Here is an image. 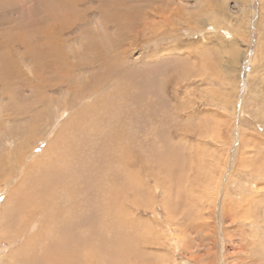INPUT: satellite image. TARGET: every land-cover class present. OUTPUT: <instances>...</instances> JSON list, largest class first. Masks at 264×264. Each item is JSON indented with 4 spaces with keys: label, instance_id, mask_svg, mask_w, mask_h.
<instances>
[{
    "label": "rangeland",
    "instance_id": "374dc122",
    "mask_svg": "<svg viewBox=\"0 0 264 264\" xmlns=\"http://www.w3.org/2000/svg\"><path fill=\"white\" fill-rule=\"evenodd\" d=\"M56 1L0 0V39H8L19 63L13 72L19 79L6 90L11 96L0 89V264H10V251L34 232L21 237L18 218L3 223L34 160L44 162L46 149L69 147L59 156L84 178L73 204L95 211L108 201L111 178L125 184L117 175L124 170L111 165L122 146L142 164L133 180H146L142 190L124 195L141 236L140 264H264V0L133 2L135 21L127 22L111 20V10L102 16L98 0H74L63 10ZM50 10L64 27L54 40L65 60L55 72L39 71L45 82L63 74L59 80L72 81L54 91L29 71L20 42L36 47L27 28L41 31L47 24L40 18ZM41 97L49 110L33 118L30 109L42 106ZM110 149L112 157L103 154ZM58 191L56 206H69L70 196ZM8 233L17 237L12 245L2 238ZM96 236L106 240L104 232Z\"/></svg>",
    "mask_w": 264,
    "mask_h": 264
},
{
    "label": "bare ground",
    "instance_id": "6f19581e",
    "mask_svg": "<svg viewBox=\"0 0 264 264\" xmlns=\"http://www.w3.org/2000/svg\"><path fill=\"white\" fill-rule=\"evenodd\" d=\"M141 1H143V3L146 2L148 5H151L154 3L157 4L155 2L156 0H98L99 6L103 9L102 16L105 15V13H106L104 10H111V12H112V14L110 16L111 20H114V21H117L118 19L119 20H125L124 22H127L129 18H131L133 21H135L134 20V12H132L133 9H131L130 7H132L133 2H136L135 4H138ZM29 4H31V3H29ZM34 4L35 3H33V5ZM55 4L57 6H59V7H56L57 9L63 10V9H65V7L72 8V5H75L76 2L74 0H57ZM44 7H48V5L47 6L45 5ZM30 8H32V6ZM50 11H51V13L45 14L41 18L38 17L42 20L44 17H46L43 22H45V24H47V25L44 27V25L42 24L43 29H40L41 31H39V30L33 31V28L30 26H29V28H27L31 32L29 35L33 36V38L36 40V45H35L36 47L32 46L28 40L21 39L20 42L23 45V47L25 48V50L23 52H24V56H25L26 60H28L26 62L27 63L29 62L32 64V66H29V68H30L29 71L32 73V75L35 74V71H36L37 72L36 74H38L39 77H41V79H39V81L41 82L40 84L42 85V87L47 88V91H54V90L59 89L61 87L60 83H62V85L65 86L66 88H70L72 81L70 80V78H69V80H59V79H63L62 76L65 75V74H63L62 76L59 75L61 78H58L55 76L58 80L57 81L54 80L53 81L54 83H50L51 81L45 82V80L48 78H46L45 76L43 77L42 76L43 73H41L39 71L41 69H48L50 71L51 69H56L57 66L60 69L59 66L61 64H63L61 62V60H65L64 57L62 58L63 55H61V53L57 50V48L59 47V45H58L59 42H56L54 40V34H56V35L61 34L63 32L64 27H61L60 25L57 26L58 23L55 24L57 22L56 19L58 18V16L56 15V13L55 14L52 13L53 10H50ZM30 12H32V11H30ZM67 15H70V14H67ZM42 20H40V22ZM118 30H119V28H118ZM11 36H12V34H11ZM1 39H0V89L2 90V93H5L8 95L11 93V90L6 91L9 88L10 80H11V86H13L15 84L13 82L17 81V80L14 81V79H16V78L19 79V77H17V75H14V73L15 74L17 73V71H16L17 69H15V68L19 66V63L15 61V58L13 59V56H15V54L13 53L11 43L9 44L8 39H6V40L5 39L1 40ZM14 39L15 38H13V41H14ZM57 45H58V47H57ZM66 52L67 51L65 50L64 53H66ZM67 56H68V54H67ZM97 57H100V56H97ZM97 57H94V58L92 57L90 59H91V61H96ZM23 60H24V58H23ZM66 60H68V59H66ZM100 64H102V63H100ZM107 64H108V61H107ZM26 67H28V66H26ZM71 68H73V67L71 66ZM104 68H106V66H104ZM48 70H41V71L42 72H49ZM52 71L55 72V70H51V73H52ZM9 73H11V75ZM75 78H77V74L75 75ZM37 85H34V86H37ZM72 88L80 89L81 87L76 88L73 85ZM13 90H15V89H13ZM72 92H73L72 94L77 93V95L80 94V96L83 97V95H81L82 93H79L78 91L72 90ZM10 96H11V94H10ZM35 99H37V98H35ZM40 99L42 100V103H41L42 106H40L38 108L32 107L30 109L31 111L33 110V114H32L33 118H36L37 115H42L43 112H47V110H49V108H48L49 105H45V103L43 102L44 99L42 97ZM101 100H100V102H101ZM107 108H108V106H107ZM62 109H65V107ZM94 110H92V111H94ZM72 119H73V117H72ZM69 122L67 124H69ZM111 129H112V126H111L110 130ZM113 133H112V136H113ZM134 134H136V133H134ZM100 136H101V133H100L99 137ZM102 136H105V135L103 134ZM116 137H117V134H116ZM97 139H99V138H97ZM106 139H108V137ZM120 139H121V137H120ZM133 139H135V138H133ZM104 140L105 139H103L101 141H104ZM130 141H132V140H130ZM105 142H106V140H105ZM105 142H104V144H105ZM117 143H120V141ZM125 143H127V142H125ZM132 145H131V147H132ZM102 146H104V145H102ZM66 148L69 151L70 148L69 147H66ZM104 149H106V148H104ZM128 149H129L128 147L126 148L124 146H122V148H118L119 154L117 153L118 154L117 155L115 153L117 155L116 158H118V160L115 162L111 161L112 162L111 165L117 166L118 168L124 170L120 174H117V175H122V177L125 178V182H124L125 184L121 185L120 187L115 186L116 181L114 178H111L112 180H110V182H111V184L113 183V185H108V184H110V183H108L104 186V189H105L104 192L107 194V197H108V199H106V200H108V201L105 200L106 201L105 203H102V204L99 203L98 206L101 209L95 208V211L86 209L88 207V205H86L85 207L80 206L81 209H77L76 206L73 204L75 202L74 197L77 196L78 194L82 193V188H79L78 184L82 183V185H83L84 178L79 175L76 168L71 169L73 167L70 166L71 165L70 162L69 163L64 162V161H70V160L62 159L61 156H59V154H64L63 152H68V151H61V152L55 151V152H53V151H49L50 149L49 150L46 149V151H45L46 154L44 153L45 155H43V156H45L47 159L44 160V162L34 160L33 162L35 164L33 166H31V168H30V171L32 173H30L31 175L29 174L30 177L27 179L28 182L23 181V183L18 184L19 185V187L17 188L19 191L18 200H17V204L14 203L15 204V207L13 208L14 210H11V204L12 203H9V205L6 204V206L4 208V212H3V216H5L3 223H5V225H7V226L11 224V221H14L16 218H18V231H21L23 229L21 237L24 235L26 229H27V232L34 231L33 233L29 234L25 238L24 242H22L21 245L17 246L14 250L12 249V251H10V255L8 254L10 256V264H140L142 261V255L139 254V252H138V247H137L138 245L137 244H138V241L140 240L139 238L141 236L138 232L139 230L137 229V227L134 223L133 216L131 219L128 218V216L130 214L128 215V211L126 210L127 207L124 208V206L126 205L125 204L126 200H125L124 195H125V191L126 192H129V191L132 192L133 191V193H134V191L138 192V190H142L144 188L146 180H145V183H143L142 181L137 180V179L133 180L138 174H141V172H139V168H141L142 164H140L139 161H137L139 157H136V154L130 151L132 149H129V150ZM113 152H114V150L112 151L110 149V151L105 152L103 154L107 155V153H108L107 156L112 157ZM26 157H28V156H26ZM133 157H135V158H133ZM157 157H159L158 154H156V157H154V160L156 159L155 161L156 162L158 161L157 163L161 162ZM75 160H76V162L80 163L79 159L77 157L75 158ZM86 161H88V160L86 159ZM167 161H168V159H167ZM83 162H84V160H81V163H83ZM166 165L168 167V164H166ZM35 168H37L38 171H37V174L33 176V172H34ZM30 171L28 169L25 172V174L26 173L28 174ZM145 173H147V172L145 171ZM148 173H149V171H148ZM100 176H103V174L99 173L98 177H100ZM75 177L77 178V182L73 186L65 183V181L67 182L69 180L74 179ZM263 178H264V174H263ZM23 180H25V179H23ZM81 180H82V182H81ZM88 180H89V178H88ZM90 181L94 182V180H90ZM121 181H124V180H121ZM94 183H96V182H94ZM116 183H118V182H116ZM63 184H65V185H63ZM74 188H76L75 191L73 190ZM17 189H16V191H17ZM59 189L63 190L64 192H66L70 196V197H68L69 198V204H68L69 206H67V207H63V206L57 207L56 206L57 200H56V196L53 194L61 193V191L60 192L58 191ZM17 192H16V195H17ZM84 192H87V190ZM91 192H92V190H91ZM126 194H128V193H126ZM63 199H65V198H63ZM134 200H137V199H134ZM81 202H82V200H81ZM63 203H65V202H63ZM251 203H252V201H251ZM75 204H76V202H75ZM54 205L56 206V208L54 207ZM135 205L138 206V203L135 202ZM49 207H51V209L53 210V213H51V214H47V211H46ZM58 208H61V209L63 208L64 211L58 212V210H57ZM231 209H232V213H233V211L235 212V209L232 208V205H231ZM92 216L93 217L96 216V217H95V219L90 220V218ZM83 218L87 221H85ZM3 227H4V225H3ZM5 228H8V227H5ZM34 228L36 229V231L34 230ZM8 229H10V228H8ZM101 232H104V234L106 236V240H104L101 236H100V239L96 236V233H101ZM8 234L9 235H6V236L2 235V238L5 237L7 240H9V242L11 241V245H12L13 244L12 242L15 241V239L17 237L15 235L14 237H16V238H13V237H11V236H13L12 233L11 234L8 233ZM225 235H226V233H225ZM225 235H224V237H225ZM96 238L99 240L98 242L96 241ZM224 239H226V238H224ZM228 240H229V238H228ZM39 242H40V246L38 247ZM260 246H261V244H260ZM262 249H264V247H262ZM258 250H260V248ZM260 252H258V253H260ZM261 257H262V254H261ZM12 259L14 260L13 262L11 261Z\"/></svg>",
    "mask_w": 264,
    "mask_h": 264
}]
</instances>
